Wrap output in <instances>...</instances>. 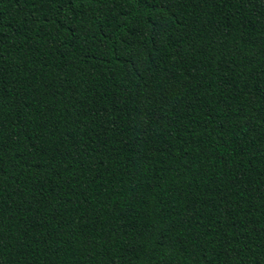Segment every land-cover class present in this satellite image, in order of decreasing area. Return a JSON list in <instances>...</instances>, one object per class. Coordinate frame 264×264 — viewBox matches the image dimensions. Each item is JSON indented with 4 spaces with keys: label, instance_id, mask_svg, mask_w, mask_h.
Masks as SVG:
<instances>
[{
    "label": "trees",
    "instance_id": "trees-1",
    "mask_svg": "<svg viewBox=\"0 0 264 264\" xmlns=\"http://www.w3.org/2000/svg\"><path fill=\"white\" fill-rule=\"evenodd\" d=\"M0 264H264V0H0Z\"/></svg>",
    "mask_w": 264,
    "mask_h": 264
}]
</instances>
